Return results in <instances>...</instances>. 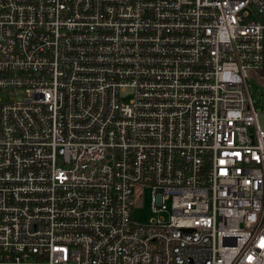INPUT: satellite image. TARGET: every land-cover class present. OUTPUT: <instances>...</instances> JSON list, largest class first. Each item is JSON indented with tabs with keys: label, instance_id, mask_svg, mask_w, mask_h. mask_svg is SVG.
Returning <instances> with one entry per match:
<instances>
[{
	"label": "built area",
	"instance_id": "obj_1",
	"mask_svg": "<svg viewBox=\"0 0 264 264\" xmlns=\"http://www.w3.org/2000/svg\"><path fill=\"white\" fill-rule=\"evenodd\" d=\"M251 72L264 0H0V264H264Z\"/></svg>",
	"mask_w": 264,
	"mask_h": 264
},
{
	"label": "rangeland",
	"instance_id": "obj_2",
	"mask_svg": "<svg viewBox=\"0 0 264 264\" xmlns=\"http://www.w3.org/2000/svg\"><path fill=\"white\" fill-rule=\"evenodd\" d=\"M248 83L251 90V95L254 101L256 109L260 112V122L264 126V72H259V75L255 72L249 73ZM130 92V91H129ZM128 92L127 99L131 98ZM152 191L151 188L146 187L143 190V203L134 210V218L137 222L146 223L155 214L152 211Z\"/></svg>",
	"mask_w": 264,
	"mask_h": 264
}]
</instances>
